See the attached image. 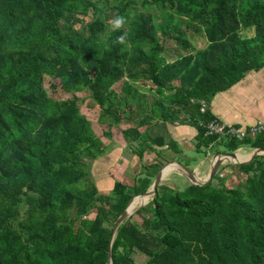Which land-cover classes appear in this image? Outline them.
Masks as SVG:
<instances>
[{
  "label": "trees",
  "instance_id": "1",
  "mask_svg": "<svg viewBox=\"0 0 264 264\" xmlns=\"http://www.w3.org/2000/svg\"><path fill=\"white\" fill-rule=\"evenodd\" d=\"M117 16L125 23L114 30ZM262 70L264 0H0V264H108L110 250L113 264H136V252L145 264H264V155L203 186L159 185L135 212L141 224L130 216L110 244L117 218L167 161L153 127L192 124L198 153L264 150V134L206 136L199 124L217 120L205 104ZM46 77L50 94L73 98L50 96ZM84 92L108 126L102 136L82 111ZM126 148L137 176H105L102 192L95 162ZM237 171L246 178L230 181Z\"/></svg>",
  "mask_w": 264,
  "mask_h": 264
},
{
  "label": "crops",
  "instance_id": "2",
  "mask_svg": "<svg viewBox=\"0 0 264 264\" xmlns=\"http://www.w3.org/2000/svg\"><path fill=\"white\" fill-rule=\"evenodd\" d=\"M204 111L210 112L215 119L227 126L235 125L250 128L259 122H264V70L259 73L245 75L239 83L228 88V90L217 94L209 104H205L203 107V112ZM149 135L153 138H163L166 141L167 148L162 156L166 158L167 161L164 162L163 166L168 162L176 161L184 164L190 169L196 171L199 170L200 173L203 171L210 174L212 163L218 153L213 155H208V153L215 151L217 148L212 146L209 149H202L200 151L201 153H198L196 149L198 143V130L192 124L184 122V124H176L173 126L160 123L151 129ZM170 141L177 143L180 153L169 150L168 143H170ZM118 150L121 151L120 153L123 152V149ZM158 150L162 149L158 148ZM116 151L117 150L113 153ZM125 151L127 153H124V157L130 160L131 156L128 153L127 148ZM251 151L254 150L239 148L235 151L236 157L233 159L234 162L250 161L254 155V152L252 155L250 154ZM203 152L207 153L205 159L199 161V154H203ZM117 153L119 154V152ZM151 154L156 156L155 153ZM187 163H190V165H186ZM221 168L222 166L219 170H221ZM166 175H164V178ZM184 175L176 174L175 177H180L178 179L180 183L186 184L184 185L185 189V187L191 183L189 182V178Z\"/></svg>",
  "mask_w": 264,
  "mask_h": 264
},
{
  "label": "rangeland",
  "instance_id": "3",
  "mask_svg": "<svg viewBox=\"0 0 264 264\" xmlns=\"http://www.w3.org/2000/svg\"><path fill=\"white\" fill-rule=\"evenodd\" d=\"M88 22H89L88 19H82V23H84L83 26ZM191 42L194 45H196L197 47L203 46L202 40H200L198 38H196V39L191 38ZM175 44L176 43L174 40H168V43L165 46L166 54H168V56H173L174 59L177 58V55H176L177 47ZM173 58L171 60H173ZM254 77H257V76H254ZM252 78H253V76H252ZM52 83H53L52 79H49L48 77L45 78L44 86H45L48 93L50 92V85H52ZM120 85H121L120 82L115 84V86L113 87L114 90L118 91ZM60 94H61V96L56 98L52 94L49 93V95L52 96L56 100L72 99L73 98L72 94H66L62 91L60 92ZM77 97L81 100L80 105L82 107V111L91 120V122L94 126L93 128L95 129L97 135L102 136L104 129H106L108 126L107 125H101L99 123L100 113H99V110L95 107V103L89 99L90 98L89 93L84 92L81 94H77ZM114 138H115V142L118 143V145L120 144L122 148H123V146H126V142L124 141V138L122 137L121 130L116 131ZM220 151H222V148H218L215 151H211L208 153V155H213V154L218 153ZM113 152H110L108 155H105L104 157H102V159L95 162V166L93 169V176L95 179L94 181L96 184H98L99 189L105 193H108V192L103 191V190L108 189L109 184H110V180L107 179V180H103L100 182L99 181L100 179H104L105 176H107V177L110 176V177H115L118 180H123V181L127 182L128 184H131L132 179H134L137 176V173L139 170L138 169V163L136 160L132 159V161H130L128 158L124 157V155H125L124 150L122 153H120L121 152L120 150H117L115 153H113ZM117 152H119V154ZM253 152L255 153V150L251 151L250 154L252 155ZM130 154H131V152H130ZM154 159H156V156H153V154H145L144 159H143V163H145V164L151 163ZM204 159H205V154L203 152V154H199L198 160L201 161ZM228 165H237V164H233L230 162H224L222 167L228 166ZM191 167H193V166H191ZM171 171L172 172L168 171L170 173L166 172L168 175L165 174L166 175L165 178L163 180H161V185H167V186L172 187V189H175L177 191H182L184 189V185H186V184H181L180 181L178 180L180 177H177V176L175 177V175L176 174L184 175V172L182 170H178V169L171 170ZM197 172H198L197 175H198L199 179L204 180V179H206V177L209 176L208 172L202 171L200 173L199 170ZM218 172H220V174L222 176H223V174H224V176H227V175H225L227 172L222 171V169L219 170ZM184 176H186V175H184ZM101 177H103V178H101ZM229 177H231L230 181L237 183L239 181L244 180L246 178V175L244 173L242 175H239V173L237 171L235 173L232 172V174H230ZM138 203H139V205L141 204L143 206V204L141 202H138ZM138 206L136 208H134L133 210H131V213L133 212L131 216H132L133 220L140 225L142 222L141 218L138 217L137 215H135V212L137 211ZM146 206H147V204L144 207H146ZM133 258L135 259L136 264H145L147 262V258L145 256H143L142 254L137 253V252L134 253Z\"/></svg>",
  "mask_w": 264,
  "mask_h": 264
},
{
  "label": "water",
  "instance_id": "4",
  "mask_svg": "<svg viewBox=\"0 0 264 264\" xmlns=\"http://www.w3.org/2000/svg\"><path fill=\"white\" fill-rule=\"evenodd\" d=\"M159 149H166L167 146H163V147H158ZM264 155V150L263 149H259V150H255V153L252 157V159L250 161H241V162H232L230 161V159H234L236 157V153H230V152H223V153H218L212 163V168L210 171L209 176L204 179L201 180L199 179L198 175H197V171L188 168L187 166H185L182 163L176 162V161H172V162H168L166 163L163 168L160 170V172L158 173L156 179H154L151 187H149V189L142 195H137L135 197H133L126 209L124 210V212L117 218V220L115 221L114 225H113V230H112V236H111V240H110V244H111V248L113 245V241L116 235V232L118 230V228L132 215V213L129 211V207L132 204V202L134 201L135 198H142V199H148L147 202L152 201L155 197L156 191H157V187L160 185L161 180L164 179V171L168 166L171 165H176L177 167L175 169L178 170H182L184 172V174L189 178V182L192 185H197V186H203L206 184H209L215 177L216 174L218 173L219 168L223 165L224 162H230L233 164H250L252 161H254L257 156H261ZM145 205H139L137 210H139L140 208H143ZM108 264H113L112 262V251L110 250L109 252V261Z\"/></svg>",
  "mask_w": 264,
  "mask_h": 264
},
{
  "label": "built area",
  "instance_id": "5",
  "mask_svg": "<svg viewBox=\"0 0 264 264\" xmlns=\"http://www.w3.org/2000/svg\"><path fill=\"white\" fill-rule=\"evenodd\" d=\"M205 131L206 136H218V137H234L237 140H243L247 137L255 138L258 135L264 134V122H259L253 127L246 128L235 126H227L218 120H211L208 123H199Z\"/></svg>",
  "mask_w": 264,
  "mask_h": 264
},
{
  "label": "bare ground",
  "instance_id": "6",
  "mask_svg": "<svg viewBox=\"0 0 264 264\" xmlns=\"http://www.w3.org/2000/svg\"><path fill=\"white\" fill-rule=\"evenodd\" d=\"M230 161L234 162L232 159H230ZM235 161H236V160H235ZM176 167H177L176 165L168 166V167L165 169L164 173H165V174L170 173L171 170H175ZM168 171H170V172H168ZM166 172H167V173H166ZM147 201H148V199H142V198H140V197L134 199V201L132 202V204H131L130 207H129V211L131 212V210H133L134 208H136V207L139 205L138 202H141L143 205H146V204H147ZM140 205H141V204H140Z\"/></svg>",
  "mask_w": 264,
  "mask_h": 264
},
{
  "label": "clouds",
  "instance_id": "7",
  "mask_svg": "<svg viewBox=\"0 0 264 264\" xmlns=\"http://www.w3.org/2000/svg\"><path fill=\"white\" fill-rule=\"evenodd\" d=\"M110 23H111L113 29L115 30V29H119L125 23V20L123 17L117 16ZM125 35H122L118 38L119 43L123 44L125 42Z\"/></svg>",
  "mask_w": 264,
  "mask_h": 264
}]
</instances>
